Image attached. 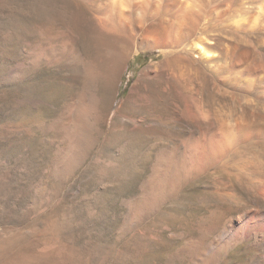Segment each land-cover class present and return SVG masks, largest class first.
<instances>
[{
  "label": "rangeland",
  "instance_id": "rangeland-1",
  "mask_svg": "<svg viewBox=\"0 0 264 264\" xmlns=\"http://www.w3.org/2000/svg\"><path fill=\"white\" fill-rule=\"evenodd\" d=\"M261 175L264 0H0V264H264Z\"/></svg>",
  "mask_w": 264,
  "mask_h": 264
},
{
  "label": "bare ground",
  "instance_id": "bare-ground-1",
  "mask_svg": "<svg viewBox=\"0 0 264 264\" xmlns=\"http://www.w3.org/2000/svg\"><path fill=\"white\" fill-rule=\"evenodd\" d=\"M193 50L202 55L204 54L209 56V53L205 50L200 42L194 43ZM243 59H246V57L244 56L242 60ZM241 122L238 123L237 121L235 125L232 124L230 127L224 125L223 123L218 125V127H213L210 134L211 137L209 148H199L198 150H196L194 159H197V157L206 158L209 156L215 159L218 156L221 157L223 155V152H226L231 147L233 136L235 134L233 130L238 131L237 134H239L241 138L246 140V138L249 137L252 133L251 125L244 122V119H242ZM256 193L258 202L260 203V207L257 209L255 214H253V211H244L239 217H237L235 221L238 224L237 227L224 230L222 238L229 240L244 238L246 239L251 235L258 234L260 237V245L263 250L264 258V175H261L256 182Z\"/></svg>",
  "mask_w": 264,
  "mask_h": 264
}]
</instances>
